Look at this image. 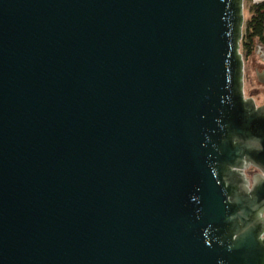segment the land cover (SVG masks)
<instances>
[{
  "label": "water",
  "instance_id": "1",
  "mask_svg": "<svg viewBox=\"0 0 264 264\" xmlns=\"http://www.w3.org/2000/svg\"><path fill=\"white\" fill-rule=\"evenodd\" d=\"M244 26V0H0V264H264Z\"/></svg>",
  "mask_w": 264,
  "mask_h": 264
},
{
  "label": "rangeland",
  "instance_id": "2",
  "mask_svg": "<svg viewBox=\"0 0 264 264\" xmlns=\"http://www.w3.org/2000/svg\"><path fill=\"white\" fill-rule=\"evenodd\" d=\"M263 1L264 0H244V15H245L244 31L247 21L251 17L250 7L255 3H260ZM241 52L244 55L242 49ZM244 59H245L247 97H252L257 102L264 103V87L259 83L256 72V70L261 72L260 67L264 66V46L257 45L253 55L247 59L244 56Z\"/></svg>",
  "mask_w": 264,
  "mask_h": 264
},
{
  "label": "trees",
  "instance_id": "3",
  "mask_svg": "<svg viewBox=\"0 0 264 264\" xmlns=\"http://www.w3.org/2000/svg\"><path fill=\"white\" fill-rule=\"evenodd\" d=\"M250 12L241 48L246 59L253 55L257 45L264 46V1L253 4Z\"/></svg>",
  "mask_w": 264,
  "mask_h": 264
},
{
  "label": "flooded vegetation",
  "instance_id": "4",
  "mask_svg": "<svg viewBox=\"0 0 264 264\" xmlns=\"http://www.w3.org/2000/svg\"><path fill=\"white\" fill-rule=\"evenodd\" d=\"M261 68V72H257V79L259 81V83L264 87V66L263 67H260ZM244 91H245V95H246V98H252V97H247V88H246V73H245V77H244ZM258 93V92H257ZM260 94V93H259ZM257 94V95H259ZM254 99V98H252ZM255 100V99H254ZM256 104L258 107L264 105V103H259L255 100ZM256 169L254 168H250L249 170H247V176L249 178V180L251 181V177L254 173H256Z\"/></svg>",
  "mask_w": 264,
  "mask_h": 264
}]
</instances>
